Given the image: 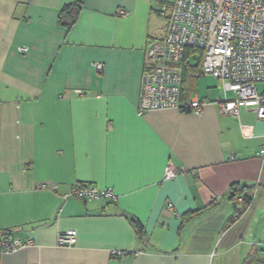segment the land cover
<instances>
[{
  "label": "crops",
  "instance_id": "crops-1",
  "mask_svg": "<svg viewBox=\"0 0 264 264\" xmlns=\"http://www.w3.org/2000/svg\"><path fill=\"white\" fill-rule=\"evenodd\" d=\"M65 7L69 27L57 20ZM158 9L155 0H0V238L33 241L0 264H264V120L219 113L218 81L196 68L181 100L208 101L199 115L135 111L145 50L166 26ZM168 163L183 172L162 180ZM74 184L110 187L118 199L64 198ZM234 184L253 195L231 222ZM69 229L75 244L57 246Z\"/></svg>",
  "mask_w": 264,
  "mask_h": 264
},
{
  "label": "built area",
  "instance_id": "built-area-1",
  "mask_svg": "<svg viewBox=\"0 0 264 264\" xmlns=\"http://www.w3.org/2000/svg\"><path fill=\"white\" fill-rule=\"evenodd\" d=\"M159 13L166 17V26L160 38L150 41L145 50L146 63L141 73L135 111L178 109L195 115L208 101L191 95L179 99L181 72L193 64L202 75L214 77L222 90V98H215L219 113L238 117L241 109L264 120V91L256 90L264 83V0H155ZM123 16V11H118ZM25 52L26 47H19ZM96 71L102 65L95 63ZM231 93L232 98L227 97ZM264 157V146L258 152ZM183 172L168 163L162 180L172 179ZM194 174V171L191 172ZM39 189L54 192L56 185L39 182ZM83 201L104 200L114 203L118 195L110 187L98 188L89 184H74L64 198ZM237 202L240 198L236 199ZM167 210L172 211L170 204ZM235 213L232 218L236 219ZM76 242L72 229L56 235V245L70 247ZM31 239L0 238V255L32 246ZM127 253L112 250L111 255L122 257Z\"/></svg>",
  "mask_w": 264,
  "mask_h": 264
},
{
  "label": "trees",
  "instance_id": "trees-1",
  "mask_svg": "<svg viewBox=\"0 0 264 264\" xmlns=\"http://www.w3.org/2000/svg\"><path fill=\"white\" fill-rule=\"evenodd\" d=\"M68 10L69 7H65L62 8L58 14V23L60 25H63L65 27H69L73 20H74V14L72 15H68ZM196 68L197 72H198V67L196 65L193 64H187L183 67L182 72H181V83H180V94H179V99H182V95L183 92L186 91V86H187V82H185V75L186 72L190 71L191 69ZM199 75H202L198 72ZM190 77H195V75H190ZM182 101V100H181ZM252 195H253V189L252 187L246 186V185H237L234 184L230 187V199L234 200V202L236 203V205H238V208L236 209V214L240 215L245 209L246 207L250 204V201L252 199ZM240 198V201L237 202L236 199ZM234 219H231V222ZM133 227L135 228V231L138 232V234L140 233L141 230V226L134 222L133 223ZM3 238H10L11 234L9 232H6L2 235ZM251 262V260H250ZM253 262V261H252ZM257 264H261L259 259H256L255 261Z\"/></svg>",
  "mask_w": 264,
  "mask_h": 264
},
{
  "label": "rangeland",
  "instance_id": "rangeland-1",
  "mask_svg": "<svg viewBox=\"0 0 264 264\" xmlns=\"http://www.w3.org/2000/svg\"><path fill=\"white\" fill-rule=\"evenodd\" d=\"M209 76V75H208ZM264 87V83H257L256 84V90L258 91V92H260L261 91V89Z\"/></svg>",
  "mask_w": 264,
  "mask_h": 264
}]
</instances>
